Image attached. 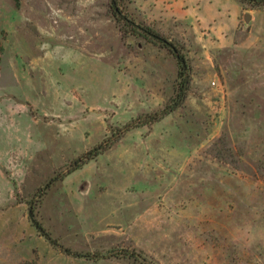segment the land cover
Returning a JSON list of instances; mask_svg holds the SVG:
<instances>
[{
  "label": "rangeland",
  "instance_id": "374dc122",
  "mask_svg": "<svg viewBox=\"0 0 264 264\" xmlns=\"http://www.w3.org/2000/svg\"><path fill=\"white\" fill-rule=\"evenodd\" d=\"M241 2L118 0L133 30L111 0H0V264H264V0Z\"/></svg>",
  "mask_w": 264,
  "mask_h": 264
},
{
  "label": "trees",
  "instance_id": "16d2710c",
  "mask_svg": "<svg viewBox=\"0 0 264 264\" xmlns=\"http://www.w3.org/2000/svg\"><path fill=\"white\" fill-rule=\"evenodd\" d=\"M253 4L256 5L257 3V0H247ZM111 7L113 9V12L114 14L119 17V18H122L124 19L127 24L131 25L132 29L135 30V29H138V28H141L140 26L136 25L135 22L131 21L130 19H128L125 15L122 14V10L121 8L119 7L118 5V0H111ZM156 38H158V40L160 42H162L165 46L169 47V49L173 52V54L175 55V57L177 58L179 64H180V75H182L183 73V70L185 69H188V66L186 64V60H185V57L184 55L180 52L179 49H177L173 44H171L167 39L159 36L158 34H153ZM189 82V76L186 72L184 78H183V83L181 84V88H180V92L178 94V98L177 100L174 102L173 106H171L170 108H166L160 112H157V113H153V114H149V115H146V116H142V117H139L133 121H131L130 123L127 124V126L125 127L126 129H130L132 128L133 126H140L141 124H145L147 122H151V121H156V120H159L161 119L165 114H167L169 112L170 109H173L174 106H176L179 102H180V99L182 98V92H184L187 88V83ZM111 142H103L101 144H99L98 146L94 147L93 149L89 150L85 155L84 157H81L78 161H77V164L75 165H72L70 168H68L67 170V173H70L72 171H74L75 169H77L80 165V163H82L83 161H86L87 159H91L93 158L94 156L100 154L103 150H105L109 145H110ZM57 179V177L53 178V180ZM30 217L31 219L33 220V222L35 223V225L41 229V225L35 221L32 217V212H30ZM50 238V236H49ZM51 239V238H50ZM134 253V252H133ZM130 254V256H133L134 254Z\"/></svg>",
  "mask_w": 264,
  "mask_h": 264
},
{
  "label": "water",
  "instance_id": "95a60500",
  "mask_svg": "<svg viewBox=\"0 0 264 264\" xmlns=\"http://www.w3.org/2000/svg\"><path fill=\"white\" fill-rule=\"evenodd\" d=\"M244 19H245L246 22H250L251 19H252L251 14L250 13H245L244 14Z\"/></svg>",
  "mask_w": 264,
  "mask_h": 264
},
{
  "label": "crops",
  "instance_id": "0c3cea01",
  "mask_svg": "<svg viewBox=\"0 0 264 264\" xmlns=\"http://www.w3.org/2000/svg\"><path fill=\"white\" fill-rule=\"evenodd\" d=\"M239 1H240V3L242 4L241 0H239ZM241 11H242V5H241V7L239 8L238 14H237V16H236V23H238V21H239V19H240L239 17H240Z\"/></svg>",
  "mask_w": 264,
  "mask_h": 264
}]
</instances>
